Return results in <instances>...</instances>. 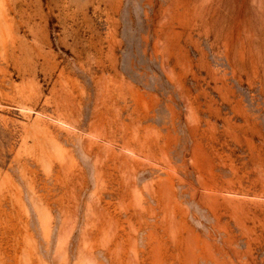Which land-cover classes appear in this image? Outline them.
<instances>
[{
  "label": "rangeland",
  "instance_id": "rangeland-1",
  "mask_svg": "<svg viewBox=\"0 0 264 264\" xmlns=\"http://www.w3.org/2000/svg\"><path fill=\"white\" fill-rule=\"evenodd\" d=\"M0 264H264V0H0Z\"/></svg>",
  "mask_w": 264,
  "mask_h": 264
},
{
  "label": "bare ground",
  "instance_id": "bare-ground-1",
  "mask_svg": "<svg viewBox=\"0 0 264 264\" xmlns=\"http://www.w3.org/2000/svg\"><path fill=\"white\" fill-rule=\"evenodd\" d=\"M246 119V118H245ZM257 123V122H256ZM239 124V123H238ZM228 125V124H227ZM256 125V124H255ZM242 127V126H241ZM237 129V128H236ZM260 129V128H259ZM253 138V137H252ZM245 139H246V142H247V144H248V147L249 148H251V149H254V147L253 146H251V144H252V142H251V140L249 139V138H247V136L245 137ZM256 146V145H255ZM258 166L260 165V164H257ZM210 185H212V184H210ZM164 188H166V187H164ZM162 190H163V186H161V185H158L157 187H156V189H155V191H154V193H158V194H160L161 195V193H162ZM207 190V189H206ZM214 193H210V194H208V195H212L213 197H214V195H213ZM200 196V195H199ZM202 196V195H201ZM205 197H208V196H205ZM210 198V197H209ZM213 199V198H212ZM218 200V199H217ZM172 202V201H171ZM215 205V204H214ZM178 209H179V207H178ZM180 210H181V208H180ZM217 210H218V208L216 207V211L214 212V214L215 213H217ZM201 243H202V245H203V247H208L209 245H208V242L206 241V240H204V241H201Z\"/></svg>",
  "mask_w": 264,
  "mask_h": 264
}]
</instances>
